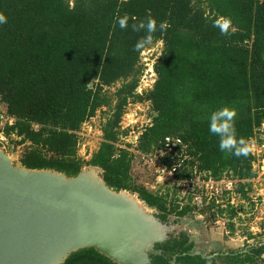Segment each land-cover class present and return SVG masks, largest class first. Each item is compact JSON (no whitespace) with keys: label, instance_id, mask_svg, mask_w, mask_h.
Here are the masks:
<instances>
[{"label":"trees","instance_id":"1","mask_svg":"<svg viewBox=\"0 0 264 264\" xmlns=\"http://www.w3.org/2000/svg\"><path fill=\"white\" fill-rule=\"evenodd\" d=\"M0 13L7 17L0 24V113L9 118L0 121V135L23 146L24 167L68 177L99 167L109 188L138 194L163 222L191 214L195 208L181 206L169 192L138 185L131 174L135 154L118 146L129 133L121 129L127 106L149 102L153 119L135 147L140 156H156L166 138H178L188 158L174 179L228 177L249 200L256 158L252 152L246 158L221 152L209 118L221 107L235 108L238 136L250 142L264 125V0H0ZM126 13L136 22L151 16L169 27L134 51L144 33L120 29L117 19ZM220 16L232 18L230 37L213 27ZM158 42L163 51L154 65L157 80L140 95L141 54ZM117 84L114 94L105 91ZM103 108L109 110L103 142L87 161L78 155L79 133ZM173 157L165 153L161 161L169 167ZM227 206L217 208L232 221L237 213ZM189 240L182 234L158 244L162 254L151 255L152 264H217L219 258L191 255ZM65 264L116 263L90 248L71 254ZM225 264H264V243L227 256Z\"/></svg>","mask_w":264,"mask_h":264},{"label":"water","instance_id":"2","mask_svg":"<svg viewBox=\"0 0 264 264\" xmlns=\"http://www.w3.org/2000/svg\"><path fill=\"white\" fill-rule=\"evenodd\" d=\"M86 168L76 177L27 169L0 149V264H65L90 248L116 264L161 255L155 246L166 241L146 244L150 207L136 193L109 188L101 168Z\"/></svg>","mask_w":264,"mask_h":264},{"label":"rangeland","instance_id":"3","mask_svg":"<svg viewBox=\"0 0 264 264\" xmlns=\"http://www.w3.org/2000/svg\"><path fill=\"white\" fill-rule=\"evenodd\" d=\"M162 51L163 43L158 42L141 54L140 66L143 67V73L140 87L137 90L138 94L142 95L153 88L157 80L154 65ZM119 87L120 84H117L105 91L112 95ZM2 108L0 106V110L3 111ZM108 111L107 108L99 110L93 119L83 125L79 133L78 151V155L82 159L91 160L99 150L103 142L101 126L106 121ZM152 119L153 110L149 102L130 103L122 118L121 129L122 131L129 130V133L127 137H122L118 146L120 148L127 147L130 152L135 154L132 177L138 185L144 186L150 192L160 194L169 192L172 196L171 199L177 200L181 206L190 204L195 209L187 217L171 216L167 224H160L156 217L158 214L156 209L144 208L153 234L150 239L146 240V244L154 246L156 242L168 241L185 233L190 236L195 247L194 251L207 256L215 253L247 251L258 246L260 242L264 243V125L257 133L256 138L250 142L253 145L252 154L256 158L253 170L257 177L248 181L251 184V190L248 195L249 200H245L241 194L237 193V182L228 177L221 181H214L204 179V175H197L193 180L177 181L173 176L162 171L164 168L161 161L162 155H157L154 159L140 156L135 147L140 135L151 124ZM0 141L3 143L1 150L14 160L15 166L19 164L23 146L17 147L14 142L2 134ZM85 170H89V168L85 167ZM178 182L187 184L179 186ZM214 202L217 206L220 205L221 209H225L228 204H231L236 210L237 217L230 221L227 213L219 214L217 206H213ZM249 235H252L253 239H250ZM145 257L150 263L151 257L149 258L148 254Z\"/></svg>","mask_w":264,"mask_h":264},{"label":"clouds","instance_id":"4","mask_svg":"<svg viewBox=\"0 0 264 264\" xmlns=\"http://www.w3.org/2000/svg\"><path fill=\"white\" fill-rule=\"evenodd\" d=\"M121 2H127V0H121ZM130 20L133 22L130 23ZM136 20V17H132L127 13L117 19L120 29H131L133 32L144 33L134 45V51H141L148 45H151L154 34L157 31L164 32L169 27L167 21H161L158 26L157 20L151 16L146 21L140 20L136 22ZM5 23H7V17L3 13H0V24ZM213 27L218 28L222 36L230 37L234 34L231 17L220 16L214 21ZM237 115V110L229 106H224L213 111L209 118V133L219 137L218 146L221 152L236 158H246L253 151V145L248 139L238 136L236 128Z\"/></svg>","mask_w":264,"mask_h":264},{"label":"built area","instance_id":"5","mask_svg":"<svg viewBox=\"0 0 264 264\" xmlns=\"http://www.w3.org/2000/svg\"><path fill=\"white\" fill-rule=\"evenodd\" d=\"M8 119L9 118H7L5 114L0 113V121L1 122L4 123ZM160 152L163 153L161 158L165 155V153H174L172 163L169 167L166 166L164 163H162L163 164L162 166H164V168H162L163 169L162 171L164 173L168 174L169 176H174L179 170H181L182 167L184 166L183 165L184 162L188 158L185 155L183 143L178 138H173V137L166 138L165 142H164V148ZM161 153H159L158 156H160ZM156 156H147V157H151V159H154ZM185 184H187V183L178 182L179 186H185Z\"/></svg>","mask_w":264,"mask_h":264},{"label":"flooded vegetation","instance_id":"6","mask_svg":"<svg viewBox=\"0 0 264 264\" xmlns=\"http://www.w3.org/2000/svg\"><path fill=\"white\" fill-rule=\"evenodd\" d=\"M189 215V214H188ZM176 217V216H175ZM185 217H187V216H185ZM178 218H184V217H178ZM162 223H164V224H167L168 222H169V220L168 221H165V222H163L160 218H158ZM170 219V218H169ZM182 234H185V233H182ZM182 234H180V235H182ZM180 235H178V236H175V237H173V238H171V239H174V238H179L180 237ZM185 235H187V234H185ZM187 237H189V239H190V236L189 235H187ZM170 240V239H169ZM191 243H193L192 241H191V239L189 240ZM167 242V241H166ZM195 248V247H194ZM248 251V250H247ZM247 251H241V252H233V253H226V254H217V253H215V254H212V255H207V256H205V255H202L201 253H195V251H194V249H193V252L191 253V255H199V256H201L203 259H206V260H210V259H213V258H219V259H217V264H225V258L227 257V256H229V255H236V254H239V253H243V252H247ZM160 252V251H159ZM162 254V253H161ZM176 257V256H175Z\"/></svg>","mask_w":264,"mask_h":264},{"label":"bare ground","instance_id":"7","mask_svg":"<svg viewBox=\"0 0 264 264\" xmlns=\"http://www.w3.org/2000/svg\"><path fill=\"white\" fill-rule=\"evenodd\" d=\"M196 253V252H195ZM197 254V253H196Z\"/></svg>","mask_w":264,"mask_h":264}]
</instances>
